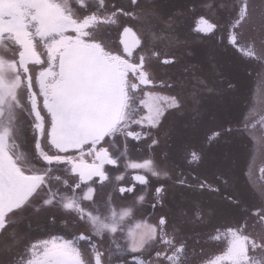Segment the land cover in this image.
I'll use <instances>...</instances> for the list:
<instances>
[{
	"label": "snow or ice",
	"instance_id": "snow-or-ice-1",
	"mask_svg": "<svg viewBox=\"0 0 264 264\" xmlns=\"http://www.w3.org/2000/svg\"><path fill=\"white\" fill-rule=\"evenodd\" d=\"M197 9L194 31L231 57H210L181 79L159 78L158 66L181 59L172 50L180 18ZM240 71L256 82L255 96L242 93ZM208 101L228 114H211L206 145L244 146L242 195L229 191L228 173L193 174L192 183L152 155L169 117L193 129L209 123ZM138 150L144 157L132 158ZM258 156L264 0H193L183 11H169L168 0H0V264H128V254L134 264H264V166L262 182L252 180ZM185 158L200 165L205 157L192 150ZM169 180L216 196L218 205L144 218L145 205L164 207ZM29 218L52 225L47 238L18 230ZM57 224L64 234H52Z\"/></svg>",
	"mask_w": 264,
	"mask_h": 264
},
{
	"label": "flooded vegetation",
	"instance_id": "flooded-vegetation-1",
	"mask_svg": "<svg viewBox=\"0 0 264 264\" xmlns=\"http://www.w3.org/2000/svg\"><path fill=\"white\" fill-rule=\"evenodd\" d=\"M193 0H182L178 6L173 11H183L185 8H191ZM173 8V7H172ZM200 10L197 9L195 12L185 11L183 16L180 18L182 25H185V31L178 35L175 40L179 43L172 49L176 52L181 59L174 66H158L157 75L159 78L168 79H181L182 73L185 72L186 68L190 66H196L192 70L195 71L198 68H206L210 57H217L222 54L225 58H230L231 54H225L223 50L218 46L217 41L214 38H204L202 39L200 34L194 31L196 26V20ZM180 23V22H179ZM247 34L248 31L245 30ZM162 47V45H158ZM177 47V48H176ZM165 51L167 49H164ZM191 51L194 54L192 56L183 55V53ZM220 53V54H218ZM181 63V64H180ZM179 64V65H178ZM235 79L241 85V90L244 95L248 94V90L251 89V93L255 96L257 91L256 82L249 81L247 76L240 71L236 74ZM161 91L168 92V89H163ZM244 100L241 98L238 101V105L233 106L232 114H236L238 106L243 105ZM207 108L209 115L206 117L209 123L199 127L197 129L191 130H181L180 126L185 123L175 120L173 117H169L168 121L165 123L164 128L160 131L161 136V147L164 153V164L167 168L172 170L173 177L178 176L180 171L187 176L188 180L192 183L193 174L197 177L207 176L209 179L213 178V174L228 173L233 177V183L229 191L242 195L248 185L246 181L248 180V168L244 163L245 149L243 144L235 142L234 145L230 144L227 146L213 147L209 148L205 143V134L208 130L215 126L212 122V113H215L217 117L223 118L228 113L223 106L217 105L215 101H208ZM224 112V113H223ZM172 130V137L179 136L180 139L177 142L172 143V139L166 136L168 130ZM167 138V139H166ZM166 139V143L164 140ZM179 144V145H178ZM176 147V153L171 157V153ZM203 151L204 152V162L200 165L192 164L190 165L185 156L186 151ZM230 152V156L226 157V153ZM251 158L249 157V160ZM264 166V159L257 157L256 164L252 169V180L260 183L261 174L260 167ZM241 169L243 172H241ZM139 187V186H138ZM218 198L208 193L201 194L197 189H189L174 183V180H169L166 182V192L164 193V207L157 205L155 212L149 207L147 209V216H156L162 213L176 214L180 210H189L194 204L199 203L206 208H214L218 205ZM156 218L151 217V220L155 222ZM210 228L198 227L196 231L207 232ZM54 234V233H53ZM56 235H62L64 233H55ZM47 238V236L39 237L38 239ZM70 238V237H69ZM191 243V242H190ZM205 252L211 256L216 254L217 245L215 243H210L204 246ZM199 251V249H197ZM147 253H145V256ZM132 254H128L125 259L128 264H134L132 260ZM116 262V261H115ZM114 262V264H115Z\"/></svg>",
	"mask_w": 264,
	"mask_h": 264
},
{
	"label": "rangeland",
	"instance_id": "rangeland-1",
	"mask_svg": "<svg viewBox=\"0 0 264 264\" xmlns=\"http://www.w3.org/2000/svg\"><path fill=\"white\" fill-rule=\"evenodd\" d=\"M180 1H182V0H168L169 11H173L178 6V4L180 3ZM120 2L126 4L127 3V0H120ZM260 2H261V0H253V3H256V4H259ZM180 24H182L181 20H180V23H179L178 27L176 28V31H175V38L176 37L178 38V35L180 33H182V32L185 31V25L183 24L182 27H181ZM245 30L248 31L247 28ZM111 38H112L114 44L116 46H119V36H118V34H117V32L115 30H113V32L111 34ZM218 54H220V53H218ZM217 59L223 60V59H225V57L222 54H220V56H217ZM185 123H187V121H185ZM185 123L182 124L179 127L180 128V131L181 130H185V129H187V130L188 129L189 130L192 129V127L190 125L188 127H185ZM166 139L164 140V143H166ZM171 139H172V143H175V142H177L176 140L180 139V137L175 135L173 137L171 136ZM160 140H161V136H160ZM176 152L177 151H176V147H175L174 150L171 153V157ZM131 155H132V158L139 159V158H143L144 155H145V153L143 152V150H138V151L132 152ZM152 155L154 157H156L158 160H161V161L164 162V153L162 152L161 143L157 146L156 151L154 153H152ZM164 166H165V164H164ZM126 179H130V177H126ZM152 185H157V181L154 178L152 179ZM110 190L111 189L109 188L108 191H110ZM145 208L149 209V206L145 205ZM147 209L145 210V216H144V218L151 219V217L156 218V217L159 216V214L156 215V216H147V212H148ZM29 224H31V228H29ZM50 228H52V225L47 220H45V219H41V220L37 221L35 219L29 218L27 220H22V222L18 225V230L21 233L28 232L30 234L29 235V238L32 239V240L38 239L39 237L41 238V237L47 236V232H48V230ZM62 229H63V225L62 224H57L55 226V229H54L53 233L54 234L55 233H60V232L63 233V231H61ZM117 259L118 258L114 257V262L117 261Z\"/></svg>",
	"mask_w": 264,
	"mask_h": 264
}]
</instances>
